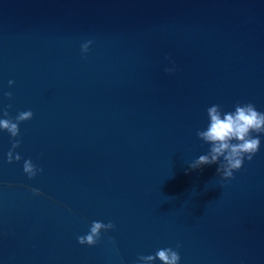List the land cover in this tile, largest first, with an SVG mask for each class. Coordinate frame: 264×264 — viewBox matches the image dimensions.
Returning <instances> with one entry per match:
<instances>
[{
	"label": "water",
	"instance_id": "obj_1",
	"mask_svg": "<svg viewBox=\"0 0 264 264\" xmlns=\"http://www.w3.org/2000/svg\"><path fill=\"white\" fill-rule=\"evenodd\" d=\"M246 103L264 113V0H0V119L33 113L12 163L0 130V264L169 247L180 264H264V135L230 181L189 167L208 107ZM92 221L115 227L81 245Z\"/></svg>",
	"mask_w": 264,
	"mask_h": 264
},
{
	"label": "clouds",
	"instance_id": "obj_2",
	"mask_svg": "<svg viewBox=\"0 0 264 264\" xmlns=\"http://www.w3.org/2000/svg\"><path fill=\"white\" fill-rule=\"evenodd\" d=\"M87 52V45L83 46ZM9 81V86L14 85ZM9 99L12 94L6 93ZM11 107V105H9ZM8 117V112H4ZM208 125L205 129L197 132L200 140L210 145L209 151L202 154L189 164L190 169L196 170L204 166L218 165L217 173L222 180L230 181L235 178L234 173L244 167L245 159L251 162L261 147L260 135H264V113L258 111L254 104H237L234 111L224 112L219 105H212L207 109ZM33 119V113L22 111L15 119H0V130L10 134L14 142L12 150L8 153V162H13V153L20 147V124ZM256 134V135H253ZM21 156L15 155V161L19 162ZM23 170L29 177L36 175L37 169L31 160H25ZM115 226L110 222L105 224L99 221H92L89 232L79 236L78 242L81 245L95 246L102 232H107ZM179 247V246H178ZM143 264H155L159 260L161 264H180L181 256L178 251L169 248H161L154 255L140 256Z\"/></svg>",
	"mask_w": 264,
	"mask_h": 264
}]
</instances>
